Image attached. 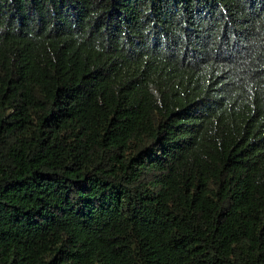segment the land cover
Wrapping results in <instances>:
<instances>
[{
  "label": "trees",
  "instance_id": "trees-1",
  "mask_svg": "<svg viewBox=\"0 0 264 264\" xmlns=\"http://www.w3.org/2000/svg\"><path fill=\"white\" fill-rule=\"evenodd\" d=\"M0 264H264V0H0Z\"/></svg>",
  "mask_w": 264,
  "mask_h": 264
}]
</instances>
